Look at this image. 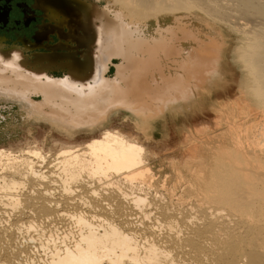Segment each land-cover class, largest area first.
<instances>
[{
	"label": "bare ground",
	"instance_id": "6f19581e",
	"mask_svg": "<svg viewBox=\"0 0 264 264\" xmlns=\"http://www.w3.org/2000/svg\"><path fill=\"white\" fill-rule=\"evenodd\" d=\"M73 1L89 28L80 56L51 63L52 51L40 49L49 71L39 73L36 45L29 60L24 46L0 51V90L18 98L31 124L88 136L0 147V264H264V0H111L119 17ZM175 13L185 15L174 27L159 24L158 35L122 23L136 28ZM191 17L208 33L183 24ZM214 26L250 38L241 50L244 97L214 101V93L178 111L169 98L185 97L200 74V88L212 93L213 74L229 73L227 42ZM111 58L119 59L112 80ZM56 66L62 72L51 73ZM203 112L214 114L212 128L157 140L178 139L180 155L158 159L143 144L167 116ZM123 114L144 141L110 127Z\"/></svg>",
	"mask_w": 264,
	"mask_h": 264
},
{
	"label": "rangeland",
	"instance_id": "374dc122",
	"mask_svg": "<svg viewBox=\"0 0 264 264\" xmlns=\"http://www.w3.org/2000/svg\"><path fill=\"white\" fill-rule=\"evenodd\" d=\"M101 3L102 4H109V7L111 9H115V7L110 6V5H112L111 0H103V2L101 1ZM189 7H191V6H189ZM184 15L185 14H178V13L171 14V15H161L154 20L153 19L147 20V22H145L143 24V26L147 25L148 29L152 31L155 23H158V24L171 23L174 21V19L176 17H182ZM182 22H183V24L188 25L191 29H194V30H196V29L203 30V27H204V32L208 33V31H207L208 29L204 26V24L201 23L200 20L198 21V20H195L194 18L191 17L190 19H186V18L182 19ZM214 27H215L214 32L216 33V36L218 38L225 37V41L227 42V47H226V49L228 51L227 67H228L229 73L223 71V73H221V74L220 73L213 74V79L210 80L211 82H209V85L211 86V89L213 90L212 93L204 92L200 88V85H201V82L203 79H199V76L202 75L205 78V74H200L198 76V78L196 79V82L193 85H190V88H187V92H186L185 97L182 96L179 92H177L175 96H171L169 98L170 102L177 103V101H179L178 103H181V108L178 109V111H180L187 104L189 106L195 100H204L205 101L206 98L210 99L214 93L216 94V96L218 95V97L213 98L214 101L215 100L224 101L223 100V99H225L224 96L222 97L220 95H224L225 93L227 95L229 94L230 100L233 101L234 100L233 98L235 96L234 93L236 91H237V100L242 99V97H244L245 90L244 91L242 90V92L238 96L239 88L241 87L242 82H243L244 71L248 70V68L243 69V61L241 59V52H242L241 50L244 47L248 46L246 44L250 41V38L248 36H246L245 38H242V39L238 38V37H236L234 31H232L231 29H228L226 26H223V28L220 26L222 28L221 30L217 26H214ZM218 41H219V45H220L219 39L216 40V45L218 44ZM226 42H225V44H226ZM228 44H231L229 50H228V48H229ZM186 45H190V44H186ZM238 45H240V46H238ZM232 54H233V56H232ZM242 58H243V56H242ZM225 60H227V59H225ZM223 68H225V67H223ZM230 73H231V75H230ZM241 76H242V79H241ZM230 77H232V78L230 79ZM225 78H226L227 84H226L225 88L222 90L221 88L223 86V80ZM184 84H185V82L182 85H184ZM193 87H195L197 89V91L200 92L198 95V98H195V96L193 94ZM204 96H205V98H204ZM217 98H219V99H217ZM0 106H2L0 108V110H1V112H0V116H1V121H0V147H5L6 149L11 148V147H18V146H22V145H25L27 143H30L33 140H42V138L48 139V142L51 145V143H50V141L52 140L51 138H53L54 140H57L58 143H69V142H72L74 140H81L83 138L88 137L84 134L78 135L77 139L62 136L61 134H58V132H55V130L50 129L48 124L39 123V124H41L40 126L31 124L33 121L28 119V117H26L24 112L18 106H15V104L9 105V104H5L3 102H0ZM4 111H7L8 113L5 114ZM205 112H203V114H199V113L191 114L190 116H188V118L178 116L175 119H171L170 116H167L166 125L164 124L162 126V124L159 122L155 126V129L153 130L156 141L160 140L162 134H167V135L171 136L170 133H172V136H174V134L178 133L179 131H180V134L181 133L183 134V132H184L183 129H185V128L186 129L192 128L193 130H196L198 132H204L208 128H212L213 123L216 120L215 116L213 113H209V112L205 113ZM23 115H25V116L23 117ZM163 115L165 116V109L161 112V114H158L156 117L147 118L146 120L152 121L153 119L160 118ZM124 116H126V115L123 114L122 116L120 115L116 119H112L110 122V127H112V126L113 127H119L124 133L129 132V133L135 134L136 136H138L139 139L142 138V141H144V137H141V135H140L141 133L139 134V131H137L135 129V126L131 122L130 123L127 122L125 120ZM167 127H169V128H167ZM185 136H186V134L184 133L182 139ZM155 139L152 138L148 142H143V144L150 147L155 152L154 156H156L158 159H160L162 156L163 157H169V155L172 153H174V155H177L178 153H180V151L178 150L180 148V143L178 144V139L170 138L169 140L165 139L164 140L165 142L164 141L154 142ZM174 146H176V147H174ZM178 155H180V154H178ZM177 157H179V156H177Z\"/></svg>",
	"mask_w": 264,
	"mask_h": 264
},
{
	"label": "flooded vegetation",
	"instance_id": "af4514ba",
	"mask_svg": "<svg viewBox=\"0 0 264 264\" xmlns=\"http://www.w3.org/2000/svg\"><path fill=\"white\" fill-rule=\"evenodd\" d=\"M41 1H47L46 4H50V2L54 3L55 6L59 8L60 14L64 16V19L67 18L66 22L71 23V26L76 28L78 25L76 21L81 19V17L78 18L77 15H81V12L79 11V14L78 12L76 13L77 15L75 14L73 10L76 4H74L75 1L73 0H0V51L2 49L11 51L15 49L18 50L24 46L31 50V53L26 52L23 56L29 60L34 51V45H36L38 49L36 52H33V54H43L42 50L40 52L38 51L40 49L46 50L45 47H51L63 41V49L58 50V55L66 56V54L76 55V53H81V49L79 47H77V49L74 43L80 40L85 34L83 33L81 35L80 31L78 32L75 30L77 36H75V38H70V35L73 33H68L66 29H56V25V27L53 25L55 29L50 28L48 26L49 21L45 19V14L37 5ZM40 7L44 8V5H40ZM65 39L69 42H66ZM72 40L74 43H72ZM3 96L4 94L0 90V102L18 106L15 101L18 98L14 100L4 96L5 100H3ZM1 107L2 106H0V108ZM4 113L7 114L8 112L4 111Z\"/></svg>",
	"mask_w": 264,
	"mask_h": 264
},
{
	"label": "water",
	"instance_id": "95a60500",
	"mask_svg": "<svg viewBox=\"0 0 264 264\" xmlns=\"http://www.w3.org/2000/svg\"><path fill=\"white\" fill-rule=\"evenodd\" d=\"M89 1V3L90 4H92L93 5V3H97V4H100L96 9L98 10V11H101L102 13H108V16L110 15V16H112V17H117L118 15H117V11H115L114 9H111L110 7H109V4H102L101 3V1L103 2V0H88ZM47 3V1H41V2H39L37 5L39 6V8L41 9V11L45 14V19H47L48 21H49V24H48V26L50 27V28H54L55 29V27H56V29L58 28V29H60V28H64V29H66L67 31H68V33H70V32H74L75 33V30H77L78 32L80 31L81 32V35L84 33L85 35L84 36H86L87 35V31L89 30V28L88 27H86L85 26V23H84V21H83V19H78V18H76V19H78V21H76V22H78V25L76 26V28L74 27H72L71 26V23H68V22H66L65 21V19H64V16L63 15H61L60 14V11H59V8L57 7V6H55V4L54 3H51L50 2V4H46ZM80 2H78V1H75V3L74 4H79ZM88 4V3H87ZM96 4V5H97ZM40 5H44V8H42V7H40ZM90 12H95V11H91V10H89V13ZM116 13V14H115ZM119 17V16H118ZM123 21V20H122ZM123 23V25H125V29H128L129 31H134V32H140L141 34H146V35H148V36H150V34H148L147 33V30H148V27H147V25H145V26H143V25H140L139 27L137 26L136 28H134L133 26H128L127 25V23L126 22H122ZM53 25L55 26V27H53ZM174 25H175V21H173V24H169V25H167V26H165L164 28L163 27H160L159 28V24H157V23H155L154 24V28L152 29V32H153V34H155V35H158L157 33H158V31L159 30H162V28L163 29H167V28H169V27H174ZM67 33V34H68ZM151 38V37H150ZM65 41L66 42H69V41H67L66 39H65ZM78 41H82L81 39L80 40H78ZM78 41H76V43H74V41L72 40V43H74V45H76V48L77 47H79V46H77L78 45ZM59 44L60 43H58V44H55L54 46H51V47H45V49L46 50H51L52 52H49V54H46V56L47 57H49L48 59H47V62H51V63H53V62H56V61H58V60H60V58L62 57V55H58L57 54V52H58V50L59 49H63L62 47H59ZM76 48H75V50H76ZM35 49H36V46H35ZM78 49V48H77ZM5 53H11V50H3ZM14 51H17V53H19L20 51H19V49L18 50H14ZM19 51V52H18ZM76 55H78V56H80V53H76ZM43 57V55L42 54H37L36 55V57H35V59H40L38 62H33V64H32V66L33 67H35V69H39L40 71H38L39 73H45V71L46 72H48L49 70H47L46 68H47V63H46V60H44V58H42ZM63 57H64V55H63ZM80 57H78V59H79ZM114 61H116L117 63H119V59H116V58H111V59H109L108 60V65H107V67L109 66V68L107 69V72H106V74H108L109 73V71L111 70V69H114V73H113V75L112 76H108L107 78L108 79H110V80H112V79H114V77H115V75H116V73H117V65H115V64H112ZM62 70V69H61ZM57 66L55 67V68H53L52 70H50V72L52 73H54V72H56V73H59V72H62ZM46 74H48V73H46ZM49 76L50 77H48L51 81H55V82H57V81H59L60 79H57V78H54V77H52V75L51 74H49Z\"/></svg>",
	"mask_w": 264,
	"mask_h": 264
}]
</instances>
